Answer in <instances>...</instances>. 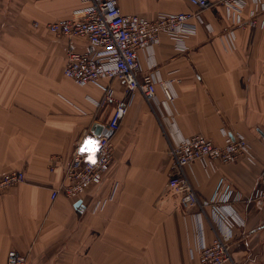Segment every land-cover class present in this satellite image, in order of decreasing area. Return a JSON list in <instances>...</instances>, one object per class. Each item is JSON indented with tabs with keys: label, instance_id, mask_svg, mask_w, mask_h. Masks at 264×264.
<instances>
[{
	"label": "crops",
	"instance_id": "1",
	"mask_svg": "<svg viewBox=\"0 0 264 264\" xmlns=\"http://www.w3.org/2000/svg\"><path fill=\"white\" fill-rule=\"evenodd\" d=\"M118 1L123 13L149 19L198 11L187 0ZM84 5L0 0V175L26 174L0 193V264L11 250L26 254L28 264H201L202 245L217 235L231 248L233 260L224 264H264V200L256 197L264 174V8L253 0L230 11L213 5L199 11L202 21L192 20L197 32L184 49L166 34L142 49L143 71L170 83L174 99L166 100L161 84L152 105L136 92L111 135L114 159L101 183L77 198L53 199L76 145L111 118L114 106L98 104L103 87L128 97L117 79L80 85L64 73L68 51L95 48L46 25L79 19ZM197 134L219 146L239 136L248 142L236 161L186 167L201 200L219 185L221 194L230 188L226 204L184 206L169 191V143Z\"/></svg>",
	"mask_w": 264,
	"mask_h": 264
},
{
	"label": "built area",
	"instance_id": "2",
	"mask_svg": "<svg viewBox=\"0 0 264 264\" xmlns=\"http://www.w3.org/2000/svg\"><path fill=\"white\" fill-rule=\"evenodd\" d=\"M85 4L79 12V19L62 18L47 23V29L65 38H86L95 48L94 52L70 50L67 53L64 73L80 85L99 84L101 79H117L124 85L127 98L117 99L112 86H104L100 106H114L111 118L101 135L89 131L76 145L71 160L65 169L66 182L52 192L55 199L60 193L74 199L89 187L101 183L114 159L112 137L106 133L117 131L136 92H140L152 105L161 84L167 101L175 97L170 83L163 82L152 71L144 72L140 60L142 49H151L162 34L168 35L176 48H185V38L197 32V24L202 21L199 11L220 4L228 11L245 5V0H187L198 11L160 12L156 18L149 19L138 14L122 12L118 0H82ZM260 3V0H253ZM252 12V17H254ZM257 24L256 16L251 21ZM38 25V22H35ZM248 142L243 136L229 140L219 146L204 135L183 138L178 143H169L168 153L174 165L175 173L168 179V188L179 197L184 206L205 205L220 201L228 203L232 196L230 188L221 194L218 186L209 200H201L186 172V167L197 160L220 161L229 163L238 160L248 151ZM26 180L22 169H14L0 175V193L9 187ZM258 199L264 200V174L262 185L256 192ZM218 210L219 208L216 207ZM223 217V216H222ZM201 264H224L233 260L228 237L217 235L211 244H203L200 250ZM5 264H28V256L17 250L9 251ZM262 264V263H258Z\"/></svg>",
	"mask_w": 264,
	"mask_h": 264
},
{
	"label": "water",
	"instance_id": "3",
	"mask_svg": "<svg viewBox=\"0 0 264 264\" xmlns=\"http://www.w3.org/2000/svg\"><path fill=\"white\" fill-rule=\"evenodd\" d=\"M104 128H105V125L104 124H101V123H94L93 126H92V129L91 131L96 134V135H101L104 131ZM112 131H108L106 134L108 136H111L112 135Z\"/></svg>",
	"mask_w": 264,
	"mask_h": 264
}]
</instances>
